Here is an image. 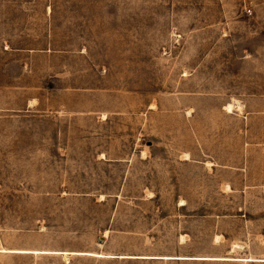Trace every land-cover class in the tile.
Returning a JSON list of instances; mask_svg holds the SVG:
<instances>
[{
	"label": "rangeland",
	"instance_id": "obj_1",
	"mask_svg": "<svg viewBox=\"0 0 264 264\" xmlns=\"http://www.w3.org/2000/svg\"><path fill=\"white\" fill-rule=\"evenodd\" d=\"M0 264H264V0H0Z\"/></svg>",
	"mask_w": 264,
	"mask_h": 264
},
{
	"label": "bare ground",
	"instance_id": "obj_2",
	"mask_svg": "<svg viewBox=\"0 0 264 264\" xmlns=\"http://www.w3.org/2000/svg\"><path fill=\"white\" fill-rule=\"evenodd\" d=\"M228 107H229V106H228ZM228 107H227V108H228ZM230 107H231V106H230Z\"/></svg>",
	"mask_w": 264,
	"mask_h": 264
}]
</instances>
